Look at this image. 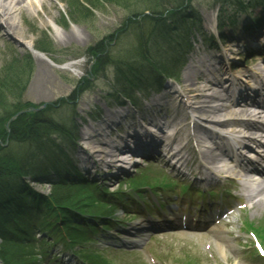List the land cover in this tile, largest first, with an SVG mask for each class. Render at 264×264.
<instances>
[{
	"label": "rangeland",
	"instance_id": "rangeland-1",
	"mask_svg": "<svg viewBox=\"0 0 264 264\" xmlns=\"http://www.w3.org/2000/svg\"><path fill=\"white\" fill-rule=\"evenodd\" d=\"M174 0H33L32 4L24 5L23 11L11 14L15 17L18 25L17 31H11L7 27L0 28V89L2 85H9L11 81L17 78V75L25 76L31 68L30 62L33 61L35 71H32V77L28 85L25 86L23 99L27 103H46L53 102L61 96H67L73 89L75 79H86L88 75L95 74L97 63L105 61L111 51L120 53L123 57L126 55L118 49L127 51L134 44V23L132 19H140L139 12L148 11V8L164 12L163 16L170 14L173 9L169 8ZM210 0H193L197 8L202 3ZM26 3V0L24 1ZM22 3V4H24ZM161 16H158V18ZM163 18L161 26L158 29V41L161 44H167L165 37L166 25H172L171 21H165ZM166 22V23H165ZM177 25L174 22L173 26ZM129 30L131 32H129ZM8 31L12 36L4 35ZM156 36V37H157ZM162 37V38H161ZM149 46L151 44V38ZM33 44L36 49H49L51 52L44 53L43 59H38L27 45ZM90 53V54H89ZM26 57H30L29 60ZM129 57V55L127 56ZM33 58V59H32ZM53 60V61H51ZM62 60L61 65L56 61ZM29 62V64H28ZM56 62V63H55ZM67 64L63 68V65ZM112 64V63H111ZM100 66V63L98 67ZM41 68L46 74V79L37 78L35 75ZM110 68V67H108ZM38 69V70H37ZM130 75L133 72L127 68ZM12 84V83H10ZM110 84V74H104L95 83L93 96L89 94L83 96L78 102L79 111L93 109L92 113L97 114L100 110L102 116L107 117V104L115 100L104 97L102 92H108ZM9 88V87H8ZM102 91V92H101ZM1 92V91H0ZM91 92H89L91 94ZM26 111H34V105L27 104L23 106ZM61 109V108H60ZM78 127L82 129L89 127L77 118ZM80 129V130H82ZM4 141V140H2ZM96 146L99 150L102 146ZM100 155V154H98ZM101 165V164H100ZM264 211L257 214L262 216ZM258 220H260L257 217ZM186 234L163 235L154 239L151 245L164 256L175 253V256L191 255L196 264H212L214 258L207 259L199 250L198 239H193ZM192 242V243H191ZM196 245V246H194ZM142 252V251H141ZM110 252L112 262L116 264H149L144 256L145 252ZM192 252V253H191ZM160 261L157 264H165L163 257H157Z\"/></svg>",
	"mask_w": 264,
	"mask_h": 264
},
{
	"label": "bare ground",
	"instance_id": "bare-ground-1",
	"mask_svg": "<svg viewBox=\"0 0 264 264\" xmlns=\"http://www.w3.org/2000/svg\"><path fill=\"white\" fill-rule=\"evenodd\" d=\"M24 1L25 0H0V28L2 30H3V27L5 26L7 27V29H10L12 31H17L18 25L16 23L15 17H11V14L14 15V13L23 11L24 5L32 4L33 0H26V3H24ZM213 15H212V18L214 19ZM30 47L33 48L32 43L30 44ZM35 55H37L36 58L38 59L41 58V56H39L40 54L36 53ZM203 57L208 58L207 56H203ZM196 70H197V67L192 69L193 72H195ZM123 116L122 114L120 116L118 115L112 116V124L115 126L116 129H118L119 126H123L121 123H124L125 121L120 120L121 117ZM118 120H120L119 123H118ZM94 142L95 141H93V143ZM93 143L88 140V143H82L77 150L70 151V155L72 158H76L75 156L79 155L85 158L83 162H87L86 159L88 160L89 165L86 166V169H89V173H88V175L90 176L89 180H92L94 178L93 173L99 174L101 176V174L104 172V170L101 167L96 166L95 169L93 168L95 166L94 164L100 161V158H98L97 154H96L97 156L96 157L95 154L92 152L93 150L92 146H95ZM72 148H75L74 144ZM73 171L74 170L72 169V166H68V168L64 171H61L60 168H57L58 178L57 179L54 178V179L55 181H58V179H61V185L58 188V190H56L55 195L60 197L61 200L64 199L62 196V193L70 192L72 190V186L73 185L76 186V179L78 178V176H73ZM112 177H114V174L112 175Z\"/></svg>",
	"mask_w": 264,
	"mask_h": 264
},
{
	"label": "trees",
	"instance_id": "trees-1",
	"mask_svg": "<svg viewBox=\"0 0 264 264\" xmlns=\"http://www.w3.org/2000/svg\"><path fill=\"white\" fill-rule=\"evenodd\" d=\"M38 121V118H36L35 120L33 119L30 123H29V125H26V128L28 127V131H30L31 129H32V127H35V122H37ZM4 125H1V123H0V136L2 135V134H4ZM25 132V129H24V131H23V133ZM6 159H4V158H2V157H0V169H3V168H5V166H4V161H5Z\"/></svg>",
	"mask_w": 264,
	"mask_h": 264
}]
</instances>
